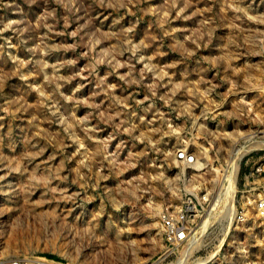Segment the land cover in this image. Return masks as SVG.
Here are the masks:
<instances>
[{"label":"rangeland","instance_id":"1","mask_svg":"<svg viewBox=\"0 0 264 264\" xmlns=\"http://www.w3.org/2000/svg\"><path fill=\"white\" fill-rule=\"evenodd\" d=\"M27 260L264 264V0H0V264Z\"/></svg>","mask_w":264,"mask_h":264},{"label":"bare ground","instance_id":"2","mask_svg":"<svg viewBox=\"0 0 264 264\" xmlns=\"http://www.w3.org/2000/svg\"><path fill=\"white\" fill-rule=\"evenodd\" d=\"M177 159V158H176ZM232 166H233V168L234 169H232V177H234L233 176V173H235L236 172V168H237V166H238V161H239V154L238 155H236V156H234L232 159ZM181 161V160H180ZM193 164L192 165H194V167H199V168H201V165H203V161H198V160H195L194 162H192ZM231 186H232V183H231V185L229 186V189L227 190L228 191V193H230V189H231ZM189 188V187H188ZM233 188H234V186H233ZM190 190H192V189H190ZM232 190V189H231ZM231 195V194H230ZM228 198H230V196L228 197ZM166 205V204H165ZM230 212H231V210H230ZM231 216V215H230ZM193 239V238H192ZM189 243H193V242H189ZM188 250V249H187ZM20 260V259H19ZM34 261V260H33ZM27 262V264H29V263H31V261H26ZM32 264V263H31Z\"/></svg>","mask_w":264,"mask_h":264},{"label":"built area","instance_id":"3","mask_svg":"<svg viewBox=\"0 0 264 264\" xmlns=\"http://www.w3.org/2000/svg\"><path fill=\"white\" fill-rule=\"evenodd\" d=\"M181 236V233L179 234V237Z\"/></svg>","mask_w":264,"mask_h":264}]
</instances>
